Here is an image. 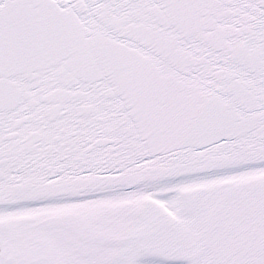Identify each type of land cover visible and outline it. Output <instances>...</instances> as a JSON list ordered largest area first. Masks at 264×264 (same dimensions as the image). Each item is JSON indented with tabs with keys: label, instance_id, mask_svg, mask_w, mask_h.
Here are the masks:
<instances>
[{
	"label": "snow or ice",
	"instance_id": "6c2138e0",
	"mask_svg": "<svg viewBox=\"0 0 264 264\" xmlns=\"http://www.w3.org/2000/svg\"><path fill=\"white\" fill-rule=\"evenodd\" d=\"M0 264H264V0H0Z\"/></svg>",
	"mask_w": 264,
	"mask_h": 264
}]
</instances>
